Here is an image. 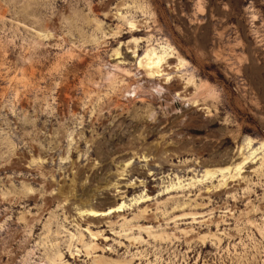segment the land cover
Here are the masks:
<instances>
[{"label":"rangeland","instance_id":"374dc122","mask_svg":"<svg viewBox=\"0 0 264 264\" xmlns=\"http://www.w3.org/2000/svg\"><path fill=\"white\" fill-rule=\"evenodd\" d=\"M0 264H264V0H0Z\"/></svg>","mask_w":264,"mask_h":264},{"label":"bare ground","instance_id":"6f19581e","mask_svg":"<svg viewBox=\"0 0 264 264\" xmlns=\"http://www.w3.org/2000/svg\"><path fill=\"white\" fill-rule=\"evenodd\" d=\"M170 59H171V57H170ZM165 61H166V57L164 55H159L154 50H150V51L146 52L144 58L139 62V65L143 66V64H144V68H147L149 74H151V75L154 74L157 76L160 74L161 69L163 68ZM146 75H147V73H146ZM88 214L90 216H98V214L96 212H93V211H88Z\"/></svg>","mask_w":264,"mask_h":264}]
</instances>
